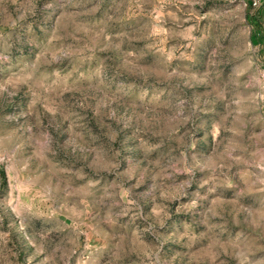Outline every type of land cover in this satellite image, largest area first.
Returning <instances> with one entry per match:
<instances>
[{
  "label": "rangeland",
  "instance_id": "rangeland-1",
  "mask_svg": "<svg viewBox=\"0 0 264 264\" xmlns=\"http://www.w3.org/2000/svg\"><path fill=\"white\" fill-rule=\"evenodd\" d=\"M264 0H0V264H264Z\"/></svg>",
  "mask_w": 264,
  "mask_h": 264
},
{
  "label": "trees",
  "instance_id": "trees-1",
  "mask_svg": "<svg viewBox=\"0 0 264 264\" xmlns=\"http://www.w3.org/2000/svg\"><path fill=\"white\" fill-rule=\"evenodd\" d=\"M251 22L254 28L252 42L260 44L264 41V1L257 13L251 17Z\"/></svg>",
  "mask_w": 264,
  "mask_h": 264
}]
</instances>
